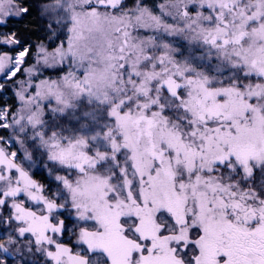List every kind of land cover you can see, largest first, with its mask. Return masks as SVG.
I'll return each instance as SVG.
<instances>
[{
  "label": "snow or ice",
  "instance_id": "snow-or-ice-1",
  "mask_svg": "<svg viewBox=\"0 0 264 264\" xmlns=\"http://www.w3.org/2000/svg\"><path fill=\"white\" fill-rule=\"evenodd\" d=\"M31 13L0 0V264H264V0H41L26 66Z\"/></svg>",
  "mask_w": 264,
  "mask_h": 264
},
{
  "label": "trees",
  "instance_id": "trees-1",
  "mask_svg": "<svg viewBox=\"0 0 264 264\" xmlns=\"http://www.w3.org/2000/svg\"><path fill=\"white\" fill-rule=\"evenodd\" d=\"M25 3L29 4L32 8V13L30 16H27L23 18L22 20H15L13 19L8 25L7 29H13L17 30L20 34V38L23 43H26L28 45H31V52L29 56H27L26 66H31L32 63H34V52L36 51L37 45L40 42H43L44 44L48 45L50 48L55 46L56 42H50L47 39V32L45 30V24L41 21V17L39 14V5L41 3V0H24ZM131 3V0H129ZM151 2V0H149ZM12 53H15L14 50H12ZM55 73L48 71L46 73L47 76H54ZM7 103L12 106L16 105L15 95H14V89L13 87H8L7 91L5 93H2L0 95V104ZM0 132L3 135H7V130H0ZM33 177L36 180H41L40 182L44 185H47L48 190L55 189V181L52 179L47 178H39V173H32ZM46 177V175H45ZM6 233H4L2 230H0V237L5 236ZM67 242V240H66Z\"/></svg>",
  "mask_w": 264,
  "mask_h": 264
},
{
  "label": "rangeland",
  "instance_id": "rangeland-1",
  "mask_svg": "<svg viewBox=\"0 0 264 264\" xmlns=\"http://www.w3.org/2000/svg\"><path fill=\"white\" fill-rule=\"evenodd\" d=\"M41 21L44 23V21L42 19H41ZM45 46H47L49 48V50H51V48L48 45L45 44ZM15 54L16 53H13V55H15ZM48 71H51V72L55 73L54 76H47L46 73ZM38 75L40 76V78H53V79H55L57 77V70L48 69V68H41L40 69V72L38 73ZM8 87H13V89H14L15 86H13V85H11V83H9V86ZM7 131H8V134H9V130H7ZM0 135H3V134L0 132ZM17 149H19V145L18 144H15V142H13L12 150H17ZM29 150L31 151L32 149L30 148ZM23 155H24L23 152L22 151H19L18 152V159L21 160L24 163V165L27 167V165L29 163H31V162L26 161V160H23ZM33 161H34L33 166L29 169V171H30L31 174L37 172V173H39V178H41V179L47 178V179L54 180L51 176H49L48 170L45 168V164L48 163L46 161V157L41 156L39 154V152H35L34 155H33ZM45 175H46V177H45ZM37 181H39V180H37ZM45 189H46V193L47 194H51V191L54 190V189H51V190L49 189L48 190L47 185H45Z\"/></svg>",
  "mask_w": 264,
  "mask_h": 264
}]
</instances>
